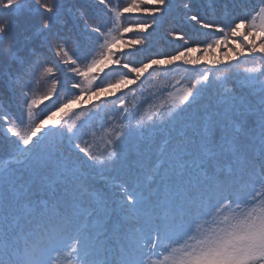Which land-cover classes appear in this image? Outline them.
<instances>
[{
	"label": "snow or ice",
	"instance_id": "obj_1",
	"mask_svg": "<svg viewBox=\"0 0 264 264\" xmlns=\"http://www.w3.org/2000/svg\"><path fill=\"white\" fill-rule=\"evenodd\" d=\"M192 7L0 0V264H264V65L245 69L239 86L225 78L219 98L200 104L212 86L209 69L174 97L166 120L141 117L133 125L126 93L115 95L142 84L145 74L198 66L191 55L198 51L223 46L229 63L264 61V0H214L213 18L187 15ZM176 10L192 23L191 42L174 31L183 41L174 54L126 59ZM133 13L150 22L125 24ZM229 37L240 43L228 47ZM58 72L71 74L63 100ZM113 72L118 79H108ZM38 75L51 80L43 96L33 88ZM49 100L55 110L33 119ZM88 103L100 127L72 120L64 128L73 106ZM105 116L121 122L111 138L105 131L106 156L92 143ZM132 152L150 163L117 182L111 173L128 166ZM98 178L115 199L97 187ZM112 214L120 217L115 225Z\"/></svg>",
	"mask_w": 264,
	"mask_h": 264
},
{
	"label": "trees",
	"instance_id": "obj_2",
	"mask_svg": "<svg viewBox=\"0 0 264 264\" xmlns=\"http://www.w3.org/2000/svg\"><path fill=\"white\" fill-rule=\"evenodd\" d=\"M130 0H113L114 4H118L123 6L129 3ZM172 2L176 5H180L182 3H191L193 5L192 11L187 15H191L197 10L201 15H205L206 17L213 18V14L216 11L214 7V0H172ZM148 21L150 22V18L146 16H142L137 13L131 14L127 19L123 22L125 24H137L141 22ZM177 32L185 35L186 39H189L191 34L193 33L192 23L187 19L185 12L182 10H176L166 16L159 27L155 29H149L151 35H147V44L144 46L142 52L138 53L133 57L126 58L128 60H146L147 57L156 55V54H174L176 51L181 49V45L183 41L179 39L173 38L170 33ZM125 38H136L134 34H126ZM213 39L215 37H212ZM234 42L240 43V40L229 37L228 38V47L234 48ZM258 42V41H257ZM197 46V45H193ZM199 47L202 49L203 45L200 44ZM119 50V49H116ZM227 51V47H220L215 51L210 50L207 54L203 51H198L196 53H192L193 57H199V65L191 66V65H182L179 67H173L170 72H166L161 69L160 71L151 72V74H145V78L143 79V83L141 84L139 81L135 86H128L132 88V91L128 90V87L122 86L120 90H116L115 95H124L126 93V104L130 109L132 116L134 117L131 120L133 125L136 124L141 117L144 118V121L147 123L149 116H151L155 120H166L168 118V113L170 110L175 111V105L173 104L172 94L176 90H182L189 87L191 84L195 83L196 80L200 78V75L209 69H212L211 72V81L212 86L206 88L201 97L198 98L200 104H209L214 103L218 98V93L223 91V88H218L217 85L221 84L225 78L234 82L237 86L240 84V78L246 74L245 69L256 67L260 68L264 65V61H260L258 58L255 62L249 60H245L243 57L240 58L239 63H229L224 57V53ZM219 59L220 64H212L209 61ZM70 73H57V76L65 81L64 88L60 91V98L63 100L67 96L66 89L68 87V79L70 77ZM118 73H110L108 79L115 80L118 79ZM219 77V80H217ZM234 83H228L226 86L228 88H232ZM51 87V80L47 77L40 78L39 75L33 81V88L37 96L45 95L49 88ZM241 91L247 95V89L243 88ZM115 97L113 96L112 99ZM101 99H104L102 97ZM97 102V101H94ZM118 103V102H117ZM91 103L81 104L80 106H73L72 114L70 117L64 118V128H67L72 120H76L78 123H95L97 128L100 127L101 120L98 116H93L91 109ZM109 107H111L109 105ZM55 108L53 106L52 100L46 101L39 108L34 109L33 119L39 120L43 115L48 114L50 111H54ZM12 113L16 117H20L22 115V110L19 106L12 107ZM63 116V113L60 114ZM114 115V113L110 112L109 116ZM25 125L28 123V119L26 115L24 116ZM107 121L105 125V130L102 131L98 138L93 141V149L97 154H102L104 156L107 155V149L105 146V131L108 133V137L111 138L114 131H119V120L109 119L108 116L103 118ZM2 132V129H0ZM85 139H90L89 137H85ZM162 136L156 137V142H160ZM0 155H4V153H0ZM151 157L149 155H145L143 158H138L135 152H132L128 156L126 167H120L116 171L111 173L112 177L116 179L117 182L120 180L129 179L131 170H137L140 168V165L143 164L147 167L150 163ZM97 187L109 198V200L115 199V197L111 194V186L110 184H105L102 179L98 178ZM110 223L112 225L117 224L120 221V217L116 214H112L109 218Z\"/></svg>",
	"mask_w": 264,
	"mask_h": 264
},
{
	"label": "rangeland",
	"instance_id": "obj_3",
	"mask_svg": "<svg viewBox=\"0 0 264 264\" xmlns=\"http://www.w3.org/2000/svg\"><path fill=\"white\" fill-rule=\"evenodd\" d=\"M182 92V90H176L173 94H172V97L174 99V97H177L178 95H180Z\"/></svg>",
	"mask_w": 264,
	"mask_h": 264
}]
</instances>
